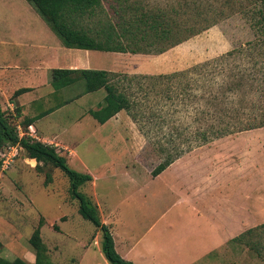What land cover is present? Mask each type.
I'll use <instances>...</instances> for the list:
<instances>
[{
    "label": "rangeland",
    "instance_id": "rangeland-1",
    "mask_svg": "<svg viewBox=\"0 0 264 264\" xmlns=\"http://www.w3.org/2000/svg\"><path fill=\"white\" fill-rule=\"evenodd\" d=\"M100 1L104 13L92 18L84 16L80 18V23L84 27L92 28L105 21L116 24L118 21L123 22V26H129L126 38H123L124 42L134 39L136 35V38L145 35L147 40H151L152 33L148 32L146 19L149 17L153 19L165 17L163 21L171 20L178 23L186 30L183 34H188L193 28L200 29L196 35L166 50L162 49L165 45L161 43L148 47L149 45L145 42H141L132 48L138 49L141 46L149 51L148 54L122 53L118 55V59H113L109 54L102 53L105 56L99 59L104 67L102 70L127 77L166 75L188 70L253 40L259 34L257 28L264 22L259 0ZM27 5L25 0H0V83L4 76L3 72H6H2L6 67L2 62L5 60L7 63L9 56L6 55L5 47L7 52L15 58L26 61L27 50L34 51V54L39 53L40 50L36 46L44 40V29L45 34L49 32L56 37L33 8ZM137 19L139 22L133 21ZM204 27L206 29H202ZM10 41L14 43L9 46ZM161 49L162 52H160ZM13 67L16 68V66ZM25 68L18 66L17 76L24 78ZM50 72L51 70H48L47 74L46 72L42 74L46 79L41 78L39 85L50 82ZM120 83L125 91L130 92L134 89L133 93L136 92L134 82L130 86L125 79ZM83 91L84 82L80 80L64 88L62 96L66 100L74 93L80 96ZM13 94V89L5 94L0 89V106L13 118L11 121L17 126V130L23 131L18 125L26 117L21 115L20 119L15 118V107L19 110L20 107L17 103L18 97H13ZM48 96L49 100L45 106L51 108L58 100L52 99L50 94ZM104 96L103 89L90 93L75 103L65 106L66 109L58 111L52 117H48L57 126L50 124V119L37 124L40 129L38 136L42 138V135L52 138L61 135L63 130L59 127L68 129L70 133L66 132L62 135V143L69 146L77 142L75 148L77 158H67L60 147L56 150L66 158L69 168L85 174L88 170L96 178L94 185L90 182L80 187L79 191L95 204L98 203L103 213H106V209H109L124 195L131 193V185L126 184L127 173L140 182L152 176V170L164 157L163 149L174 152V149L180 146L183 150H186L189 145L193 146L190 151L186 150V153L181 156L183 157L201 148V151L206 150L213 144L214 146H230L234 152L238 150L240 144L244 145V141L247 147L251 142L249 139H252L255 144L264 145V127H262L254 130L257 133L246 131L194 147L192 132L198 129L199 125L193 122L194 113L190 110L181 111V106H177L179 108L177 114H173L169 120L162 123L163 133L158 130L160 121L155 122V131L151 133L148 131L149 127L145 126V121H132L125 111L112 117L111 123L106 127H99L89 112L99 109L103 104ZM143 97L141 93H138V100H144ZM153 98L154 96L151 95L145 101H150L152 104L156 102ZM7 101L14 103L12 110L7 106ZM30 108L34 109V112L41 110L36 101ZM76 120H82L80 126L76 124ZM94 130L98 132L99 140H101L97 143L90 140ZM73 131L75 137H73ZM28 132L31 131L28 129ZM22 133L20 136H23ZM238 137L241 140L236 141ZM247 150L253 151L250 147ZM246 154L248 157L249 152ZM0 159L2 160L0 169V258L9 261L19 258L34 264V254L28 240L32 233L40 228L42 243L53 264H108L100 253L99 231L92 223L83 220L78 214V202L71 199L68 179L59 169L51 165H47L41 171L36 169V161L26 158L24 151L16 146L5 147L0 154ZM186 160L189 164L196 158L189 157ZM251 168L252 164L248 162L247 172ZM47 174L52 177V182L49 184L45 183ZM155 187L161 190L159 184ZM131 198L132 196L130 200ZM126 208L127 204L121 209L125 211ZM168 237L169 235L166 236L167 239ZM241 238L244 246L230 244L233 263L264 264V228L258 225L251 232L242 234Z\"/></svg>",
    "mask_w": 264,
    "mask_h": 264
},
{
    "label": "trees",
    "instance_id": "trees-1",
    "mask_svg": "<svg viewBox=\"0 0 264 264\" xmlns=\"http://www.w3.org/2000/svg\"><path fill=\"white\" fill-rule=\"evenodd\" d=\"M47 25L50 31L68 49L100 51L106 53L148 54L146 49H133L132 46L145 42L148 47L155 44L165 45L163 50L175 46L190 36L199 33L194 28L186 32L180 24L165 17L146 18L151 40L146 36L124 42L129 26L123 22H100L97 27H84L80 18L94 17L104 13L100 0H25ZM261 13L264 14V0H259ZM139 22V19L133 20ZM202 29H206L205 27ZM201 29V30H202ZM258 36L245 44L238 45L224 54L195 65L184 71L155 76H120L121 74L104 70H64L54 69L50 72V85L54 93L82 80L84 91L80 96L105 91L103 104L89 115L98 124L103 125L121 111H125L135 122L145 121L148 131H155V122L160 121L158 130L163 133V124L173 114L190 110L194 113V124L199 128L193 130L194 147H200L212 140L233 134L264 127V22L257 28ZM133 36V35H132ZM138 39V40H137ZM149 39V38H148ZM132 41V42H129ZM134 42V43H133ZM162 49L160 52H162ZM128 85L135 83L136 92L125 91L120 85L122 80ZM130 90V88H129ZM29 91L22 88L14 92L13 97ZM141 93L144 100H138ZM154 96L156 102H146ZM15 118H21V111L15 108ZM13 118L0 106V154L5 147H19L26 158L35 160V168L43 170L47 165L59 169L68 179L71 199L78 202L77 212L80 217L93 224L101 236L100 251L109 264H133L121 258L114 248L113 237L107 225L103 224L97 205L79 188L92 182L88 173H78L67 165V160L60 155L56 147L43 143L29 136L28 127L35 118H23L19 127L12 124ZM159 143V141H158ZM190 146V145H189ZM187 147L190 151L193 146ZM186 150L175 148L174 152L163 149L164 157L152 170L153 177L159 175L171 163L179 159ZM2 160L0 159V169ZM52 182L47 174L45 183ZM264 228V224L261 226ZM37 228L28 240L34 254V264H53L48 258L46 247ZM248 233V232H247ZM234 240H238L235 238ZM0 264H30L16 258L9 261L0 258Z\"/></svg>",
    "mask_w": 264,
    "mask_h": 264
},
{
    "label": "crops",
    "instance_id": "crops-1",
    "mask_svg": "<svg viewBox=\"0 0 264 264\" xmlns=\"http://www.w3.org/2000/svg\"><path fill=\"white\" fill-rule=\"evenodd\" d=\"M44 30V40L36 46L39 53L27 50L26 61L15 58L5 47L9 56L7 63L5 60L2 62L6 65L2 72H6H3L0 89L3 94L12 89L14 92L29 89L17 98L22 117L35 118L28 127L31 131L29 136L60 147L67 158H77V142L69 146L62 143V135L70 133L68 129L59 127L63 130L61 135L53 138L42 135V138L38 136L40 129L37 124L89 94L78 97L74 93L64 100L63 89L56 94L50 82L41 86L39 80L45 78L42 74L54 69L102 70L104 67L99 61L105 57L102 53L113 59H118L122 53L68 49L57 37L49 32L45 34ZM11 43L14 42L10 41L8 45ZM18 66L26 67L24 78L17 76ZM49 94L58 100L51 108L45 106ZM35 101L41 107L36 112L30 108ZM7 106L12 110L14 103L7 101ZM81 121L76 120V124L80 126ZM111 121L109 119L99 127H106ZM49 123L55 124L52 119ZM252 131L248 132L257 133ZM18 132L19 135L22 133ZM91 138L95 143L101 141L97 131L91 133ZM250 140L247 147L244 141V145L240 144L235 152L230 146L214 144L203 151L202 148L192 151L175 160L159 175L153 177L148 174L149 177L141 182L127 173L126 184L131 185L130 194L112 204L106 213L96 203L102 223L111 231L117 254L133 264H237L232 260L231 245L244 246L241 235L264 223V145ZM249 147L253 151L247 150ZM189 157L196 160L188 164L186 158ZM248 162L252 168L247 172ZM190 167L192 169H188ZM87 173L94 185L96 178L88 170ZM157 184L161 190L155 187ZM126 204V210L122 211Z\"/></svg>",
    "mask_w": 264,
    "mask_h": 264
}]
</instances>
